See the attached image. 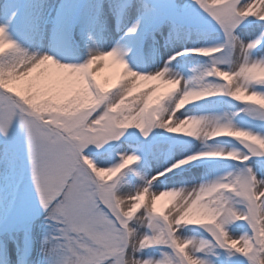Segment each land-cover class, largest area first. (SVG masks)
<instances>
[{
    "label": "snow or ice",
    "instance_id": "1",
    "mask_svg": "<svg viewBox=\"0 0 264 264\" xmlns=\"http://www.w3.org/2000/svg\"><path fill=\"white\" fill-rule=\"evenodd\" d=\"M0 264H264V0H0Z\"/></svg>",
    "mask_w": 264,
    "mask_h": 264
},
{
    "label": "bare ground",
    "instance_id": "2",
    "mask_svg": "<svg viewBox=\"0 0 264 264\" xmlns=\"http://www.w3.org/2000/svg\"><path fill=\"white\" fill-rule=\"evenodd\" d=\"M109 71H111V70H110V69H104V70L102 71V73L105 74V75H108V72H109Z\"/></svg>",
    "mask_w": 264,
    "mask_h": 264
},
{
    "label": "rangeland",
    "instance_id": "3",
    "mask_svg": "<svg viewBox=\"0 0 264 264\" xmlns=\"http://www.w3.org/2000/svg\"><path fill=\"white\" fill-rule=\"evenodd\" d=\"M101 75H102V76H110V75H111V71L108 72V75H105V74H103V73L101 72Z\"/></svg>",
    "mask_w": 264,
    "mask_h": 264
}]
</instances>
